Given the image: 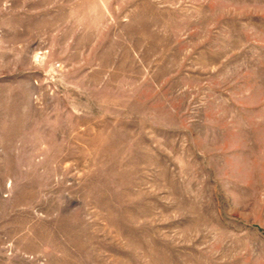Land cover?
Masks as SVG:
<instances>
[{
  "label": "rangeland",
  "instance_id": "obj_1",
  "mask_svg": "<svg viewBox=\"0 0 264 264\" xmlns=\"http://www.w3.org/2000/svg\"><path fill=\"white\" fill-rule=\"evenodd\" d=\"M0 264H264V0H0Z\"/></svg>",
  "mask_w": 264,
  "mask_h": 264
}]
</instances>
